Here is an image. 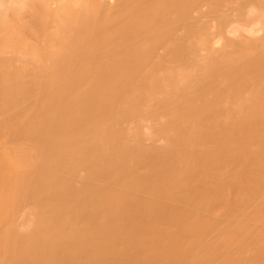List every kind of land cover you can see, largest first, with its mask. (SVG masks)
<instances>
[{
	"label": "bare ground",
	"instance_id": "1",
	"mask_svg": "<svg viewBox=\"0 0 264 264\" xmlns=\"http://www.w3.org/2000/svg\"><path fill=\"white\" fill-rule=\"evenodd\" d=\"M0 264H264V0H0Z\"/></svg>",
	"mask_w": 264,
	"mask_h": 264
}]
</instances>
